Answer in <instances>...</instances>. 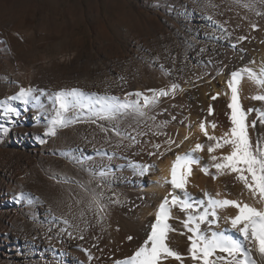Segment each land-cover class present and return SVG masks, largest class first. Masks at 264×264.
<instances>
[{
  "label": "bare ground",
  "instance_id": "obj_1",
  "mask_svg": "<svg viewBox=\"0 0 264 264\" xmlns=\"http://www.w3.org/2000/svg\"><path fill=\"white\" fill-rule=\"evenodd\" d=\"M174 1L182 7L180 28L156 42L165 61L157 56L146 65L135 49L87 69L76 55L79 64L72 69L60 67L71 58L52 59L42 72L5 83L0 99L6 106L18 85L38 90L42 102L22 109L32 123H40V108L53 130L83 122L67 129L74 136L69 149L62 133L47 138L57 148L40 159L56 171L16 170L20 192L30 187V200L23 199L28 206L19 205L16 216L28 211L30 217L21 216L23 228L11 232L10 264H174L168 263L174 258L207 264L212 255L264 264V101L255 100L261 102L256 106L246 98L249 89L264 86V44L223 0ZM243 1L264 29V5ZM183 28L188 37L178 43ZM128 59L133 71L126 69ZM125 60L126 67L119 66ZM140 62L173 78L176 94L164 86L152 103L139 93L121 97L144 113L152 109L153 119L134 112L121 121L86 123L87 115H96L117 94L137 90ZM65 76L87 97L75 116L51 97L52 81ZM199 242L203 248L197 251Z\"/></svg>",
  "mask_w": 264,
  "mask_h": 264
},
{
  "label": "rangeland",
  "instance_id": "obj_2",
  "mask_svg": "<svg viewBox=\"0 0 264 264\" xmlns=\"http://www.w3.org/2000/svg\"><path fill=\"white\" fill-rule=\"evenodd\" d=\"M224 1H222L223 5L230 7L229 9L235 7L233 10L235 9L234 11L238 14L231 9L234 15L236 14L235 17L238 15L237 19L241 23L244 21L245 25L250 26L254 39H257L260 44H264V29L261 28V23L255 22V17L245 11L249 3L243 1L245 2L244 5L241 0H226V3ZM255 4L256 7L264 5L261 0H256ZM247 8H250V4ZM181 12L182 7L176 5L174 0H0V92L5 83L9 81L19 79L20 76H24L33 70L42 72L43 63L52 59L71 58L67 65L62 64L60 67L61 69H72L74 65L79 64L73 60V57L79 55L88 69L102 66L108 60L117 62L118 58L129 56V53L135 49H141L145 59L147 58V61L145 60L146 65L157 56H159V60L165 61L163 50L156 42L160 39H170V36L172 37L170 33L175 32L174 29L180 28ZM250 15L251 17L248 18ZM245 16L248 20L245 19ZM155 17L162 25L160 28L162 30L159 29V24L154 21ZM260 30L263 32L261 33ZM185 37H188L186 29H179L174 40L179 43ZM21 47L26 50L20 51ZM151 52L153 57L150 56ZM145 55L149 56L146 57ZM128 61L130 66L126 69L133 71L134 66L129 59ZM128 61L121 62L119 66L126 67L124 63L127 64ZM139 64L144 70L141 71L139 78H136L137 90L129 91L130 93L127 92L129 95L126 94L125 96L119 94L118 97L117 94L96 115H87L86 123L92 125L98 121L114 118L121 121L124 118L133 117L134 112L138 115L140 114L138 112H141L140 115H144L143 117L153 119L152 109L144 113L140 110V105L123 103L121 97L130 98L132 93H139L137 95L140 99L152 103L157 97L156 93L158 94V91L165 89V87L171 95L176 94L179 85L173 81V78L167 77L161 70L149 71L141 62ZM66 79L65 76L52 81L54 85L51 86L53 89L51 90L53 92L51 97L55 101L57 100L56 102L66 113L72 112L75 113V116L77 115V108H85L83 101L86 102L87 97L83 95L81 88L67 83ZM257 87L262 89L256 88L255 93L250 92L248 88L246 89L251 93L247 91L246 98L249 99L247 102H252L256 106L264 101L262 98L264 86ZM254 89L252 90L255 91ZM38 93L35 87L27 88L18 85L17 90L10 95L11 103L9 106L4 105L0 99V264L11 263L8 247L11 232L23 228L19 220L22 215L17 217L15 209L24 204L23 199L30 200L28 198L29 185L25 184V192H20L16 170L25 173L39 168H43L47 172H53L54 169L56 171L54 164L46 163L40 159L41 153L45 150L57 148L47 138L58 139L63 134L62 138L65 140L62 139V141L64 140L65 143L67 141L68 144L70 143L68 140L74 137L73 133L68 130L83 123L75 121L73 125L53 130L50 123L49 125L46 124V111L43 108H40V123H32L22 109L25 104L31 105V103L42 102ZM247 95L251 96V99L254 98L253 101ZM260 97L263 99L262 101ZM257 99L261 102L256 101L255 104ZM45 127L47 128L45 129ZM64 148L69 149L71 147L68 144ZM40 186H42V192L46 193V182L41 181ZM26 206L28 205L24 204V207ZM32 209L37 210L36 204H32ZM28 217H30V212L23 211L21 218L28 220ZM3 229H7L6 233H3ZM202 248L203 245L200 242L195 246L197 251ZM176 261L179 260L174 258V260L171 259V262H167L181 264V261L179 263ZM206 263L247 264V262L236 257L224 260L215 255L210 256Z\"/></svg>",
  "mask_w": 264,
  "mask_h": 264
}]
</instances>
